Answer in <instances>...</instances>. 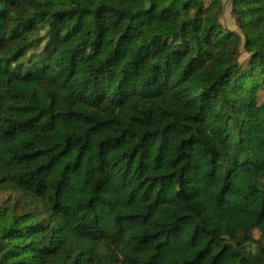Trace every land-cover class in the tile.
Returning <instances> with one entry per match:
<instances>
[{
	"label": "trees",
	"instance_id": "1",
	"mask_svg": "<svg viewBox=\"0 0 264 264\" xmlns=\"http://www.w3.org/2000/svg\"><path fill=\"white\" fill-rule=\"evenodd\" d=\"M161 2L0 0V264H264V0Z\"/></svg>",
	"mask_w": 264,
	"mask_h": 264
},
{
	"label": "rangeland",
	"instance_id": "2",
	"mask_svg": "<svg viewBox=\"0 0 264 264\" xmlns=\"http://www.w3.org/2000/svg\"><path fill=\"white\" fill-rule=\"evenodd\" d=\"M161 8L162 6L168 1V0H161ZM224 4H225V11L224 14L222 16V21L223 23L232 28V29H239V25L236 21V17L234 15L233 12V0H224ZM248 53L244 52L242 55V59H246L248 57ZM6 197V194L4 191L0 192V202L3 201Z\"/></svg>",
	"mask_w": 264,
	"mask_h": 264
}]
</instances>
